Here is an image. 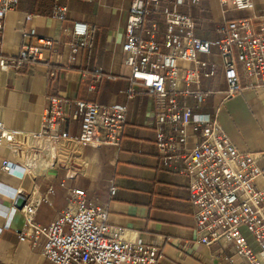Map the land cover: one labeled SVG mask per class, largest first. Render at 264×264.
Returning <instances> with one entry per match:
<instances>
[{"label": "crops", "instance_id": "obj_1", "mask_svg": "<svg viewBox=\"0 0 264 264\" xmlns=\"http://www.w3.org/2000/svg\"><path fill=\"white\" fill-rule=\"evenodd\" d=\"M253 1L257 12H264V0ZM172 3L161 2L162 6ZM131 4L132 0H19L3 20L0 57H16L23 47L39 45L41 37L61 38L54 50H44L41 60H27L19 67L0 65V120L8 127L38 130L42 113L53 98L63 105L79 99L125 104L127 114L119 145L73 147L71 155L66 152L57 161L45 158L37 149L29 169L20 167L16 174L5 172L1 166L5 160L22 162L23 154L0 146V264H54L29 241L19 238L24 217L13 210L17 197L38 198L50 186L54 187L51 202H42L35 216L42 225L53 222L65 208L68 188H83L88 204L108 209L109 224L126 228V239L139 237L160 248L159 264H229L223 252L246 264L233 242L221 240L207 245L199 240L189 177L162 164L163 151L156 141V99L147 92L134 98L126 93L130 69L122 45ZM62 7L67 8L65 21L57 17ZM179 10L192 17L197 36L212 40L219 37L217 30L223 21L252 13L222 0H185ZM148 18L163 27L161 13L152 12ZM75 21L90 25L91 46L81 49L76 63L68 67L66 42L73 38L63 35L61 26L70 27ZM199 59L217 63L216 73L210 78L200 75L199 82L190 86L212 93L201 103L193 96L177 94L178 103L193 106L195 113L211 115L219 108V122L235 146L258 158L263 173L257 182L264 188V87L245 88L226 98L227 83L218 47L214 46L209 54H200ZM179 66L189 68L191 64L181 60ZM96 69H101L104 76L98 81ZM68 130L78 134L80 120H69ZM165 130L174 132L169 126ZM190 133L188 145L192 147L196 137ZM63 144L70 145L68 141ZM112 185L115 194L111 193ZM245 235L257 248L255 238L250 233Z\"/></svg>", "mask_w": 264, "mask_h": 264}, {"label": "built area", "instance_id": "obj_2", "mask_svg": "<svg viewBox=\"0 0 264 264\" xmlns=\"http://www.w3.org/2000/svg\"><path fill=\"white\" fill-rule=\"evenodd\" d=\"M162 1L132 0L122 45L130 69L126 93L134 98L147 92L156 99L159 126L156 141L163 151L162 164L189 177L190 202L199 240L207 245L221 240L233 242L239 258L246 264H264V188L257 182L263 169L258 158L253 152L235 146L219 122V108L213 115L195 113L193 106L178 103L176 97L177 94L193 96L201 103L212 93L199 86L193 89L190 84L199 82L200 75L207 78L215 75L217 63L199 59L200 54L211 53L214 46L222 58L226 98L245 88L264 87V12H257L253 0H222L252 13L223 21L217 30L219 37L212 40L195 34L192 17L179 10L185 0H173L171 5L164 6ZM18 3L19 0H0V31L4 28L3 20ZM66 12V7L60 8L58 19L65 21ZM152 12L162 14V28L148 18ZM61 32L73 38L66 42L70 67L76 63L81 49L91 46V28L86 22L75 21L70 27L61 26ZM59 42L61 38L41 37L39 45L23 47L16 57H0V65L19 67L27 60H41L44 50H54ZM181 60L191 66L181 68ZM95 73L97 81L104 77L101 69ZM126 114L125 104L79 99L63 105L60 99L53 98L42 113L36 131L11 128L0 120V146H9L23 154L22 162L5 160L1 168L10 174H16L20 167L28 170L37 149L45 158L57 161L66 152L71 155L73 147L119 145ZM71 119L80 120L78 134H70L68 130ZM166 126L174 132H167ZM190 131L196 137L192 147L188 145ZM64 141L70 145H64ZM61 185H65L63 181ZM110 190L115 194L116 187L112 185ZM53 192L54 187L50 186L43 196L27 198L22 208L15 206L13 210L20 211L24 217L19 238L29 241L54 264H159L160 248L139 237L126 239V228L109 224L108 209L88 204L83 188L67 189L68 203L53 222L48 225L37 222L39 205L50 203ZM242 228L255 238L257 248ZM223 258L229 264H241L226 252Z\"/></svg>", "mask_w": 264, "mask_h": 264}, {"label": "water", "instance_id": "obj_3", "mask_svg": "<svg viewBox=\"0 0 264 264\" xmlns=\"http://www.w3.org/2000/svg\"><path fill=\"white\" fill-rule=\"evenodd\" d=\"M26 202V198L23 197H17L15 201V206L18 208H22Z\"/></svg>", "mask_w": 264, "mask_h": 264}, {"label": "rangeland", "instance_id": "obj_4", "mask_svg": "<svg viewBox=\"0 0 264 264\" xmlns=\"http://www.w3.org/2000/svg\"><path fill=\"white\" fill-rule=\"evenodd\" d=\"M242 230L244 231V233H248V231L245 228H242Z\"/></svg>", "mask_w": 264, "mask_h": 264}]
</instances>
